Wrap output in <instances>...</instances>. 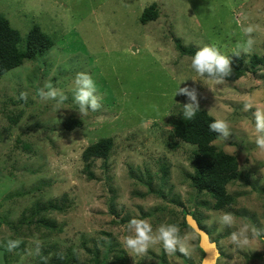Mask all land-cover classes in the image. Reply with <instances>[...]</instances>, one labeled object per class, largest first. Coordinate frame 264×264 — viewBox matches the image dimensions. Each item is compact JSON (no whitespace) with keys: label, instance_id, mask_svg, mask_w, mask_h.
Instances as JSON below:
<instances>
[{"label":"rangeland","instance_id":"1","mask_svg":"<svg viewBox=\"0 0 264 264\" xmlns=\"http://www.w3.org/2000/svg\"><path fill=\"white\" fill-rule=\"evenodd\" d=\"M153 3L161 15L144 25L141 15ZM0 12L24 41L38 24L55 42L0 79V246L17 238L10 224L19 223L25 208L50 202L59 207L43 215L53 228L33 225V233L26 228L24 251L12 250L10 264H54L62 255L84 259L93 251L103 255L106 243L118 246L135 235L128 226L132 218L147 220L154 231L177 225L191 252L196 236L184 226L185 212L208 230L215 224L217 236L232 242L240 227L234 213L262 211L264 149L255 144L253 113L255 106L264 110V71L235 82L202 78L177 43L196 50L214 46L230 58L234 52L264 55V0H0ZM248 24L254 43L245 52ZM82 72L103 95L97 111L82 112L73 102L74 80ZM46 83L67 99L60 105L43 100L39 90ZM180 84L194 87L200 108H213L211 115L227 118L233 130L215 144L238 158L244 175L232 183L238 208L218 217L211 213L210 193L190 185L195 146L175 136L189 102L175 96ZM245 102L254 105L247 112L241 110ZM17 116L16 123L9 120ZM71 117L82 127L68 132L63 122ZM106 137L115 142L110 156L86 168L83 151ZM226 213L233 216L231 226L220 222ZM252 215L239 221L247 226L248 240L257 236L251 224L264 231V216ZM150 249L160 252L162 243ZM256 252H264L259 238ZM143 257L147 253L129 257L128 264Z\"/></svg>","mask_w":264,"mask_h":264},{"label":"trees","instance_id":"2","mask_svg":"<svg viewBox=\"0 0 264 264\" xmlns=\"http://www.w3.org/2000/svg\"><path fill=\"white\" fill-rule=\"evenodd\" d=\"M160 15V7L157 3H153L143 11L140 22L145 25L158 20ZM54 45V40L38 24L32 27L24 41L19 30L15 29L10 20L0 12V79L10 71L23 66L25 62L36 60L37 57L50 51ZM177 47L182 55L191 57L197 51L192 47H184L180 42L177 43ZM231 59L233 72L224 80L235 82L248 73L255 74L258 69L264 71V55L259 53L239 54ZM213 118L214 116L207 110L200 108L193 119H182L176 125L175 136L185 143L195 146L191 187L197 191L209 192L213 206L220 210L233 205V197L228 193L227 186L238 178L242 179L244 174L241 173L238 158L215 144V141L221 137L220 134L209 130V124ZM9 120L16 123L18 116L16 118L9 117ZM63 125L66 131H74L82 127V121L71 117L66 119ZM114 143V138L106 137L89 145L82 153L86 168H90L93 161L97 159H108L114 148ZM52 209H59L57 202H50L48 205L35 203L32 208L28 207L23 210L22 218L18 224H10V229L17 237L10 240H18L20 243L18 247L12 249L8 247L10 240L6 242L5 246H0V249L4 251L6 264L14 261L12 250L24 251L23 245L26 243L24 235L28 234L25 233L26 228H28L26 232L33 233L31 229L33 225L37 230L48 226L43 215ZM186 213L188 212H185L184 215ZM184 225L188 227L187 221ZM257 228L260 230V226L257 225Z\"/></svg>","mask_w":264,"mask_h":264},{"label":"clouds","instance_id":"3","mask_svg":"<svg viewBox=\"0 0 264 264\" xmlns=\"http://www.w3.org/2000/svg\"><path fill=\"white\" fill-rule=\"evenodd\" d=\"M244 32L248 36L244 51L253 46L252 33L254 27L248 24L244 27ZM234 54L239 55L238 52ZM191 69L200 77H207L219 82H222L232 72V59L229 55L221 53V51L214 46H204L199 48L191 58ZM189 80V79H188ZM197 81V79H192ZM187 81V80H185ZM184 81V82H185ZM203 81V79H201ZM74 83L76 87L73 90L74 97L73 102L79 105L82 112L97 111L101 108L98 104V100H103V95L98 93L97 84L88 73H78ZM183 83V82H182ZM181 83V84H182ZM179 85L178 90L175 92V96L178 94L185 95L188 98V103L184 104L183 118L191 120L196 116V113L200 110V103L197 98V90L194 87ZM47 89V90H45ZM40 97L45 101H53L57 105H60L67 99L66 95L59 89L53 87L50 83H46L43 88L39 90ZM27 99L26 96L23 97ZM251 102H245L242 107L243 112H247L253 108ZM256 107V111L253 113L255 132L257 133L255 138V144L257 147L264 149V110ZM213 109V108H212ZM212 109L208 112L211 114ZM209 130L220 134L225 140L229 137L233 130L230 128V123L227 118L214 117L209 124ZM264 174V171H261ZM255 179V177H253ZM264 183V180L261 181ZM220 222L224 225L231 226L233 224V216L230 213L224 214L220 218ZM129 230L134 231L135 235L128 236L122 241L123 246L129 250L132 257L142 256L149 252L157 243H162L165 253L172 254L179 252L187 256L189 254V247L187 244V238L181 237L179 228L175 224H162L155 231L152 224L147 220H141L132 218L128 222ZM247 226L239 229L237 232L231 234L232 241L237 246L243 248L248 244L246 236ZM255 234V233H254ZM20 241L10 240L8 247L10 249L18 247Z\"/></svg>","mask_w":264,"mask_h":264},{"label":"flooded vegetation","instance_id":"4","mask_svg":"<svg viewBox=\"0 0 264 264\" xmlns=\"http://www.w3.org/2000/svg\"><path fill=\"white\" fill-rule=\"evenodd\" d=\"M252 184V181L249 180ZM227 186L228 193L233 197V205L225 207L223 209H215L214 206H212V214L214 212L216 217H218L219 212L227 209V208H238L237 206H234V195L233 192L235 191L234 185ZM247 210L245 209L244 212L241 213V211L238 209L236 213H234L233 216H235L234 219L238 220V223L236 222V227L240 226L238 228L241 229L245 224L243 222H239L243 214H247L249 217L252 214H248L246 212ZM238 212V213H237ZM262 216H264V207H262V211L258 212ZM252 215V218H254L255 214ZM191 215L196 222L198 223L199 227L204 230L208 236L211 242L216 244V248L218 250V257L216 259L215 264H258L260 263L261 260H264V252H261L260 254H257L256 252V239L261 240V242L264 243V231L260 228V230L257 228V223L251 224L253 228L255 229V235L256 238L253 240L249 239L248 244L245 245L243 248L237 246L234 244V242H230L227 238L222 239L221 237L217 236L218 229L213 224V226L209 225V228L211 230L206 229L204 226L201 225V223L198 222V220L194 217V215L191 212H188L184 215V220L186 222V216ZM260 217V215H259ZM221 218V217H219ZM264 220V217L263 219ZM185 226V225H184ZM260 226V225H259ZM186 229H190L193 234L196 236L195 240V246L194 249L189 252L187 256L180 254L179 252L177 253H172V254H167L165 253L164 249H162L160 252H156L153 249H149V252L147 253V257H143L142 261L139 262V264H177V262H180L181 264H197L195 262L196 255L193 253L194 251L197 252L199 262L198 264H203L204 258H205V252L204 250L200 247V237L199 235L193 231L189 225L188 227H185ZM184 228V229H185ZM237 231V228H236ZM129 253V250L125 249L123 246V243L118 244V246H114L113 243L110 244V242L105 245V250L103 255L95 254V252H92V255L89 256L88 258H84L81 255L78 254H71L70 255H62L61 259H56L54 264H128L129 262V257H132ZM133 258V257H132ZM138 256L135 257L134 259L137 260ZM148 261V262H145ZM46 264V262H43Z\"/></svg>","mask_w":264,"mask_h":264},{"label":"water","instance_id":"5","mask_svg":"<svg viewBox=\"0 0 264 264\" xmlns=\"http://www.w3.org/2000/svg\"><path fill=\"white\" fill-rule=\"evenodd\" d=\"M186 220L189 227L200 237V247L205 252L203 264H215L219 255L216 244L210 241L208 234L199 227L198 223L191 215H187ZM0 264H6L4 251L2 249H0Z\"/></svg>","mask_w":264,"mask_h":264}]
</instances>
